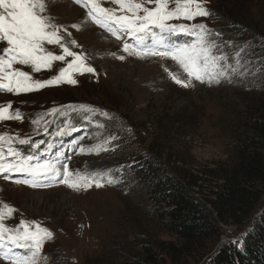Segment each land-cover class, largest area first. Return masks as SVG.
<instances>
[{"label":"rangeland","instance_id":"obj_1","mask_svg":"<svg viewBox=\"0 0 264 264\" xmlns=\"http://www.w3.org/2000/svg\"><path fill=\"white\" fill-rule=\"evenodd\" d=\"M223 1V10L218 9ZM253 1L249 12L248 0H198L207 15L191 21L181 18L170 22L205 25L207 41L214 46L213 54L225 57L220 62L225 76L219 83L192 80L185 88L174 82L173 78L184 82L189 79L175 61L170 57L124 52L123 38L118 40L107 30L93 25L84 3L37 0L38 11L49 30H56L62 43L70 51L82 54L85 65L95 71L77 74L74 86L61 84L19 95L0 92V106L6 107L11 102V111L18 110L22 117L19 121H0V135L16 138L12 147L29 152L18 141H38L45 134V126L49 133L65 123L78 126L80 130L72 133L77 138L67 147L70 150L73 144L74 151L68 154L64 145L58 152L73 180L79 174L91 181L87 188L82 184L73 188L55 181L47 182V187H28L0 179V224L8 234L22 231L21 223L31 231L39 226L49 233L36 264H122L123 259L138 251L141 240L160 237L161 232L148 219L144 196L130 173L139 160L149 156V145V149L161 150L168 146L175 153H185L193 166L204 170L230 161L232 142L244 132L245 114L261 101L258 87L262 82V56L256 41L248 42L249 37L260 40L259 37L248 29L249 34L234 36L237 27L224 25L226 18L222 12L264 26V0ZM96 2L104 8L118 9L114 0ZM136 2L149 8L155 6L145 0ZM170 7H175V0H170ZM223 31L231 33L228 36ZM161 35L158 33L157 39ZM144 44L153 47L152 37H147ZM5 47L6 42L0 41V55ZM46 48L62 54L57 45H46ZM65 66L64 62L55 61L50 70L32 72L30 66L14 65L41 81L55 77ZM68 105L77 108L85 105L92 111L73 112L67 109ZM101 107L117 112L116 121L106 118L110 121L105 128L92 122L86 127L69 120L75 113L100 119L107 112ZM53 108L65 109L66 114L49 116ZM167 115L168 121L170 116H175L180 125L175 126L172 134H162V137L156 127L160 118ZM6 148L7 145L0 143V149L6 151ZM55 162L62 178L63 164ZM95 181H100L102 186L97 187ZM52 182L54 185L49 186ZM232 232L226 229L220 243L235 240ZM26 251V255L16 250L12 253L31 256V250ZM6 255L10 253L0 251V264H11Z\"/></svg>","mask_w":264,"mask_h":264},{"label":"trees","instance_id":"obj_2","mask_svg":"<svg viewBox=\"0 0 264 264\" xmlns=\"http://www.w3.org/2000/svg\"><path fill=\"white\" fill-rule=\"evenodd\" d=\"M248 1L251 12L249 4L255 1ZM223 6L224 1L218 9ZM222 13L224 25L237 27L234 36L247 35L248 29L260 39L247 37L248 42L256 41L262 56L261 101L245 114L244 132L232 142L230 161L212 169L193 166L187 154L168 146L147 147L149 156L130 173L144 196L148 219L161 233L141 240L138 251L122 264H264V26ZM104 109L107 112L97 120L87 113H75L69 120L105 128L110 121L106 118L116 121L117 112ZM167 118L158 121V135L176 130L179 121ZM226 229L233 231L235 240L221 244Z\"/></svg>","mask_w":264,"mask_h":264},{"label":"snow or ice","instance_id":"obj_3","mask_svg":"<svg viewBox=\"0 0 264 264\" xmlns=\"http://www.w3.org/2000/svg\"><path fill=\"white\" fill-rule=\"evenodd\" d=\"M118 9L101 7L96 0H87L85 7L89 8L88 15L101 28L106 29L118 40L127 37L135 41V44L125 42L123 51L136 56L170 57L188 76V82L173 78L174 82L187 88L192 80L208 84L219 83L225 76L224 66L220 63L225 59L222 55L213 54V45L209 44L205 36V25H191L170 23L174 19L193 20L196 17L205 16L207 12L201 7L198 0H175V7H170V0H145V3H154L149 8L136 0H114ZM37 0H0V41L6 42L7 47L0 55V90L19 95L38 91L46 87L59 86L61 84L76 85L77 74L94 73L92 67L86 66L82 54L70 51L62 43V37L56 30H49V26L40 15ZM157 31L162 34L157 39ZM163 34L170 36L183 35L192 37L191 43L175 42L167 44ZM151 36L153 47L144 44L147 37ZM46 45H57L62 54H54L46 48ZM155 45H160L156 47ZM71 57V60L66 58ZM123 59V57H120ZM55 61L65 63L59 73L50 79L41 81L33 79L28 72L19 70L14 65L30 66L32 72L50 70ZM11 102L5 107L0 106V121L21 120V114L17 110L11 111ZM67 109L90 112L91 108L79 105L78 108L68 105ZM59 113L65 115L66 110L53 108L49 116ZM34 123H39L35 121ZM48 124L51 121L47 122ZM80 129L72 124L65 123L58 130L49 133L48 127H43V132L52 137L71 135ZM15 137L0 135V143L7 145L6 151L0 149V175L7 174L6 179L20 174L24 179H16L17 184L23 183L32 187H47L49 181L67 184L69 187H79L81 184L87 188L91 181L79 176L72 179L67 163L63 164L62 178L58 162L50 159H41L44 153L39 155H21L20 151L11 147ZM21 145L29 143L27 139H20ZM39 144L34 145L39 148ZM47 152L52 146L48 141ZM84 151L83 148L80 149ZM111 179L109 183H111ZM96 186H102L100 181H95ZM2 215V214H0ZM22 231L8 234L7 229L0 224V248L9 245L8 252L12 248L18 250H31V256L6 255L5 258L11 264H36V257L41 252L42 244L49 233L39 226L34 231L21 223ZM243 241H240L242 245Z\"/></svg>","mask_w":264,"mask_h":264}]
</instances>
